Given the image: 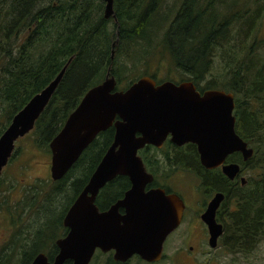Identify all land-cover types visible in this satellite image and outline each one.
I'll return each instance as SVG.
<instances>
[{
	"label": "trees",
	"instance_id": "trees-1",
	"mask_svg": "<svg viewBox=\"0 0 264 264\" xmlns=\"http://www.w3.org/2000/svg\"><path fill=\"white\" fill-rule=\"evenodd\" d=\"M104 5L103 0H0V135L14 114L66 65L60 83L33 129L17 140L32 137L33 141L30 140L37 148L50 153V140L84 93L102 82L109 71L117 79L116 87L121 89L142 74H149L131 77L119 87L123 77L128 78L127 75L154 55L155 46L162 40L173 67L181 70L186 80L193 81L201 91L217 88L234 95L235 131L254 151L246 161L238 154V157L229 156L228 162L240 163L242 170L254 175H248L246 183L239 185L219 168H204L193 143L185 147L172 144L173 159L178 161L175 170L197 175L205 196L216 190L225 193L216 215L224 224L218 243L234 254L251 252L264 239V59L259 51L261 44L252 37L264 12V0H113L116 21L113 16L104 17ZM163 10L170 11L172 18L159 35L158 29L147 27L149 19L153 17L155 21ZM116 38L111 57V44ZM229 43L232 44L227 46L228 52L224 47ZM131 45L135 46L130 48ZM224 51L228 55L221 56V70L200 86L213 66L214 57ZM229 54L238 61L236 64ZM225 71L231 74L230 79ZM112 133L111 127L101 133L104 138L98 135L63 178L51 179L50 188L46 180L28 182L14 209L18 216L26 212L29 223L14 229H18V235L13 231L11 243L1 248L5 250L0 253V264H8L11 253H18V264H29L40 251L53 260L58 252L55 240L67 229L62 224L63 216L99 163ZM21 154V147L15 146L9 166ZM167 165L171 166L170 162ZM164 171L158 165V179ZM20 178L4 183L5 191L12 190ZM1 182L2 178L0 185ZM128 187L126 176H116L99 190L95 203L100 210L107 209ZM166 191L172 192L168 188ZM62 194L67 196L55 212L53 204ZM46 216L47 221L38 227V222ZM17 223L21 222L11 221L12 225ZM26 227L33 232L26 235L27 242L15 240V237L23 238L20 233ZM128 261L112 259L110 263Z\"/></svg>",
	"mask_w": 264,
	"mask_h": 264
},
{
	"label": "water",
	"instance_id": "water-1",
	"mask_svg": "<svg viewBox=\"0 0 264 264\" xmlns=\"http://www.w3.org/2000/svg\"><path fill=\"white\" fill-rule=\"evenodd\" d=\"M103 1L104 17H114L113 0ZM117 41L111 44V57ZM65 69L66 65L35 93L1 133L0 176L16 141L33 129ZM116 86L114 76L107 73L102 82L90 87L49 142L50 177L59 180L100 131L114 127L113 141L63 216L67 233L55 241L58 252L50 261L40 251L29 264H65L67 260L70 264H88L95 249L113 250V259L122 262L134 255L145 262L162 258L164 241L181 223L185 204L176 192L160 187L145 189L153 177L137 151L146 144L160 147L167 135L176 145L193 143L200 164L206 169L220 167L229 179L239 173L240 166L225 163L227 156L239 152L246 161L253 155V148L235 131L232 92L217 88L199 91L186 80L156 83L147 75L124 89ZM119 175L128 178L129 189L100 210L95 203L99 190ZM239 179L245 184L244 176ZM223 199V193H215L200 215L212 248L223 232L215 218Z\"/></svg>",
	"mask_w": 264,
	"mask_h": 264
},
{
	"label": "rangeland",
	"instance_id": "rangeland-1",
	"mask_svg": "<svg viewBox=\"0 0 264 264\" xmlns=\"http://www.w3.org/2000/svg\"><path fill=\"white\" fill-rule=\"evenodd\" d=\"M152 18L149 19L147 29H158L160 35L163 31L162 28L167 26L172 17H170V11L163 10L162 13L158 14L155 21ZM252 37L261 44L259 51L262 56L261 58L264 59V12L259 18L256 27L252 31ZM154 38H151V41L154 40ZM161 41L162 40H160L155 46V49L153 50L154 55H151L147 60H144V65H140L137 69H135L132 72L133 75H131L132 73L127 75L128 78H122L120 87L124 86L129 78L138 77L141 73H149L142 75L154 74V79L157 82L158 80L164 81L166 77L175 82L186 80V75L181 70H177L173 67L169 51ZM153 44L156 43L153 42ZM231 44L232 43H229V45H225L226 47H224L228 52L230 48L227 46H230ZM134 46L135 45H131L130 48ZM227 51H224L222 54H218L214 57L213 66L204 77L205 80L200 83V86L206 84V81L208 82L211 76H215L221 70L222 67L219 65L222 60L221 56H227ZM230 57L232 58L231 55ZM237 62L238 61H234L235 64ZM225 72L228 79H230L231 74L227 71ZM197 88L200 89L199 86H197ZM30 139L33 141L32 137H30ZM30 139L22 138L18 142L16 141L15 146L21 147L22 154L17 160L13 159L10 166L8 162L3 168L0 176V178H2V185H0V253L5 250L1 248H6L11 243L10 240L12 239L11 236L13 231L14 235H18L16 234L18 229H14L19 227L21 224L22 228H24V226L29 223L30 217L26 212L21 216H18L14 209L15 203L23 197L25 191H23V188L30 183L29 181H33L35 179L46 180L48 181L49 188L51 186L49 184V182L52 181L49 170L50 153L37 148ZM163 148H165V145ZM160 169H165V171L162 176H159V180H163L164 183L166 181V183L170 184L172 192L181 194L180 196L183 198L186 206L184 215L182 216L179 227L169 234L164 241L162 252L163 256L159 261H139L134 256L129 259L127 264H264V239H261L257 243L256 247L251 252L246 254L231 253L224 248L221 243H218V245L214 248L210 247L207 241V228L199 217V214L203 209L202 203L204 200H207V197L203 194L200 187L199 178L191 171L175 170V167L169 166L165 163L160 165ZM248 175H254V172L251 173V171L245 170L243 176L247 177ZM19 177L25 178V180L20 178L18 180V184L12 190L5 191L6 187L4 183L8 182L12 178L15 179ZM55 196L58 197L59 195ZM66 196L67 194H62L57 203L53 204V207L56 208L55 212H57L62 206ZM5 197H7L6 203L3 202ZM47 219L48 216L42 218L38 222L37 226L41 227V223L43 221H47ZM14 220H19L21 223L12 225L11 221L13 223ZM35 226L36 224L32 225V228L34 229ZM24 230V232L22 231L20 233L23 235V238L15 237V240H20L23 243L27 242L26 235H31L33 232H29L27 227ZM190 246H192V248H189ZM8 261V264H18V253H11L8 257ZM94 263L106 264L105 257L99 259L96 258Z\"/></svg>",
	"mask_w": 264,
	"mask_h": 264
},
{
	"label": "flooded vegetation",
	"instance_id": "flooded-vegetation-1",
	"mask_svg": "<svg viewBox=\"0 0 264 264\" xmlns=\"http://www.w3.org/2000/svg\"><path fill=\"white\" fill-rule=\"evenodd\" d=\"M156 81V80H155ZM160 82H162V81H156V83H160ZM120 87V86H119ZM127 87V86H126ZM117 88V87H116ZM117 89H120L121 90V88H117ZM122 89H124V88H122ZM199 90V89H198ZM199 91H201V90H199ZM233 114H234V110H233ZM113 128V133H112V140H111V142L113 141V137H114V127L113 126H110V127H108V128ZM108 128H106L105 130H107ZM105 130H103V131H105ZM103 131H100L98 134H97V136L98 137H101V138H104V136L101 134V133H103ZM96 136V137H97ZM95 137V138H96ZM106 137V136H105ZM94 138V139H95ZM93 142V141H92ZM111 142L110 143H108V145L106 146V148H105V150L103 151V153H102V155H101V158H102V156L105 154V152H106V150L108 149V147L110 146V144H111ZM176 146V147H185L188 143H185V144H182V145H176V144H174L171 140H170V135H167L166 137H165V139H164V141L162 142V145L160 146V147H158V146H154V145H151V144H146V145H144L142 148H140L138 151H137V153H138V155L141 157V159H142V161H143V164H144V166H145V168H146V171L148 172V173H150L151 175H152V181L150 182V183H148L147 185H146V187H145V189H149V188H152V187H160V188H162V189H164V190H166V188H168V190H171V185L170 184H168V183H166V181H165V183H163L162 181H160L159 179H158V165H161L162 163H166V164H168L169 162H170V164H171V166L172 167H175L176 168V164H177V160H174L173 158H175V147L173 146ZM90 145V144H89ZM88 145V146H89ZM164 145H165V148H163L164 147ZM88 146L84 149V150H86V149H88ZM84 150H83V152H84ZM142 150H143V152H142ZM82 152V153H83ZM82 153H81V155H82ZM238 154H240L239 152H234V153H232V154H230V155H228L227 156V158H226V161H225V163H229L228 162V159H229V156H234V157H238ZM80 155V156H81ZM79 156V157H80ZM241 156V155H240ZM79 159V158H78ZM242 160H243V158H242ZM77 161V160H76ZM230 162H233V161H230ZM237 163V162H236ZM239 164V166H240V171H239V173H237L236 175H235V177L233 178V179H229L231 182H233V183H236V182H238L239 183V185H244V184H241V180L239 179L240 178V176H243V174H244V171L245 170H242L241 169V165H240V163H238ZM217 168H219L220 169V167H217ZM213 169H216V168H213ZM223 174V173H222ZM225 176V175H224ZM245 177V176H244ZM167 180V179H166ZM246 180V179H245ZM129 181V180H128ZM245 183H246V181H245ZM129 187H130V182H129ZM129 187L127 188V189H129ZM126 189V190H127ZM126 190H124V192L126 191ZM172 191V190H171ZM123 192V193H124ZM167 192V191H166ZM217 192H221V193H223L222 191H219V190H216V191H213L210 195H206V197H207V200H204V202L202 203V207H203V209H202V211L200 212V214H199V217H200V215H201V213L205 210V208H206V206H207V203L209 202V200L213 197V195L215 194V193H217ZM179 194V193H178ZM224 194V199H225V193H223ZM179 195H181V194H179ZM224 199L220 202V204H219V206H218V208H217V210H216V213H215V218H216V215H217V212L221 209V207H222V203H223V201H224ZM184 201V200H183ZM185 204V203H184ZM187 205V204H186ZM185 208H186V206L184 207V210H183V215H184V212H185ZM120 211H123V209H120ZM182 215V216H183ZM182 220V219H181ZM216 220H217V218H216ZM218 221V220H217ZM218 222H220L221 224H222V230H223V232H222V234L224 233V224L221 222V221H218ZM180 225V224H179ZM179 227V226H178ZM177 227V228H178ZM66 228V227H65ZM176 228V229H177ZM175 229V230H176ZM208 232V231H207ZM66 233H67V229H66V231L65 232H63L62 233V235H60V236H58L56 239H58V238H61V237H63V236H65L66 235ZM172 233V232H171ZM170 233V234H171ZM221 234V235H222ZM220 235V236H221ZM169 236V235H168ZM167 236V237H168ZM220 238V237H219ZM219 238H218V240H217V245H218V242H219ZM166 240V239H165ZM56 241V240H55ZM56 245V244H55ZM209 245V244H208ZM216 245V246H217ZM57 247V246H56ZM189 248H192V246H190ZM57 251H58V248H57ZM57 253V252H56ZM112 254H113V250H111V251H108V252H103V251H101L100 249H95V251H94V253H93V255H92V257H91V259H90V261H89V263L88 264H95L94 262H95V260H96V258H103V257H105V263L106 264H112V263H110V261L113 259V257H112ZM134 256H137V255H134ZM134 256H132V257H134ZM67 261H69V260H67Z\"/></svg>",
	"mask_w": 264,
	"mask_h": 264
},
{
	"label": "bare ground",
	"instance_id": "bare-ground-1",
	"mask_svg": "<svg viewBox=\"0 0 264 264\" xmlns=\"http://www.w3.org/2000/svg\"><path fill=\"white\" fill-rule=\"evenodd\" d=\"M108 73H109V75H112L110 71ZM112 76H114V78L116 79L115 75H112ZM116 81H117V79H116ZM186 81H189V80H186ZM191 82H193V81H191Z\"/></svg>",
	"mask_w": 264,
	"mask_h": 264
}]
</instances>
